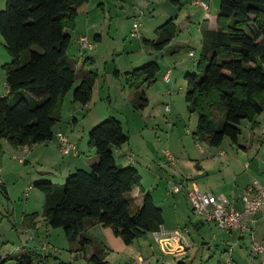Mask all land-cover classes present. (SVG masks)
<instances>
[{
    "label": "trees",
    "instance_id": "obj_1",
    "mask_svg": "<svg viewBox=\"0 0 264 264\" xmlns=\"http://www.w3.org/2000/svg\"><path fill=\"white\" fill-rule=\"evenodd\" d=\"M90 0H6L0 11V34L11 62L4 65L9 93L0 98V140L32 147L53 141L61 107L76 83L77 73L67 53L80 8ZM180 3L181 0H173ZM216 31H204L201 73L187 74L186 102L198 115L196 135L219 148L226 138L238 144L243 120L255 129L264 112V0H220ZM178 28L169 19L158 28V39H143L153 50H164ZM160 70L156 62L125 73V83L137 93L136 110H144L147 92ZM97 73H89L73 93L74 102L91 103ZM129 142L122 123L109 118L89 133V145L99 162L90 170L70 174L64 186L38 182L44 193V217L54 229L62 228L70 245L84 248L95 241L82 234L87 223L111 228L127 245L145 238L164 225L163 210L151 193L142 190L144 203L131 211L132 190L140 183L133 166H120L114 148ZM38 214L24 215L22 225L35 227ZM99 245L87 264H109ZM0 264H5L1 262ZM16 264H48L47 257L30 251L16 257ZM175 264H186L184 261Z\"/></svg>",
    "mask_w": 264,
    "mask_h": 264
},
{
    "label": "rangeland",
    "instance_id": "obj_2",
    "mask_svg": "<svg viewBox=\"0 0 264 264\" xmlns=\"http://www.w3.org/2000/svg\"><path fill=\"white\" fill-rule=\"evenodd\" d=\"M194 1L196 0H181L178 4L173 0H142V2L137 3L135 0H92V11H90L92 26L88 27L83 13L80 19L82 23H80L79 28L75 31H67L72 37L67 57L70 64L77 70L78 80L81 79V76L87 75L89 70L98 71L99 68V87L92 106L97 105V112L99 109L105 110L103 103L99 100V96L101 95L104 101L110 100L112 107L110 110L112 116L110 118L123 122L125 133L129 136V142L125 144V148H131L134 152L135 155L132 156V160L134 164L136 163L135 166L144 167L153 178L150 180L147 174L143 172L144 170H141L142 175L145 177V185H153V189H155L156 184L153 183L155 181L153 174L159 177L157 182L161 186L155 193L154 199L156 205L163 210L164 226L172 230L187 227L190 232L189 239L193 246L182 260L186 264H219V260L221 264H225L224 259L228 258V256L221 259L223 249L227 247V250H229V247H232L234 243L230 239V242H228L227 239L230 238V235L221 232L214 223L203 222L204 226L199 228L197 225L202 222V219L192 211V206L189 201L187 202L181 191H173L170 183L171 178L168 173L154 166L152 162V159L154 160L155 158L156 162H158L159 156H162L163 150L170 144V141H173L172 150L174 152L172 155L178 166L182 163L187 165V154H197L205 146L203 142L195 139L196 136L189 135V132L187 133L188 130L192 131L193 128L189 122V105L185 100L187 92L185 75H199L201 73L197 67L193 66V61L199 59L203 53L199 43V29L200 24L203 23L201 13H203L204 9L198 4L199 7L196 4L194 5ZM198 1L205 2L211 12H216L220 8V0ZM2 2L4 3V0ZM190 10L192 11L189 12ZM189 13L192 15L191 21L188 19ZM171 18L174 19V23L178 28L173 50L177 48L180 42L175 58L172 57L173 53H175L171 50L172 45L169 46L170 49L166 47L163 51H156L143 41V39H158V28ZM135 22L142 24V40L131 36L132 25ZM84 36H87L93 44V50L87 55L98 59V67L90 68V65L83 66L80 64L77 66L76 64L81 59L79 56V42L80 38ZM98 36H101V39L98 40ZM190 51L195 55V58L189 56ZM152 62H156L159 65L160 71L156 77V84L150 91L149 98L147 97L150 101L149 105L144 110L135 111L133 102L138 99L136 91L126 85L124 75H121L120 78L114 76V70L118 69L122 72L132 71ZM169 69L171 70L172 83L167 84L162 80V77ZM3 76L4 73L0 70V78H3ZM78 83H75L74 89L79 85ZM101 86H104L103 92H101ZM180 87L182 88L181 90H179ZM170 89L174 90L172 96L166 93ZM66 100L69 104L73 102V91L67 95ZM107 103H105L106 108L109 107V103ZM166 106H170V113L166 111ZM122 107H125L124 111L119 110ZM92 113L94 114V111ZM70 115L71 112L66 109L64 117L54 128V132L62 129V134L68 136L71 131H74L75 136L79 137L83 135L82 128L88 129L86 125H92V122H88L92 115L86 121H82L81 116H78V126L72 123ZM250 124L253 125L249 120L242 121L240 125L242 134L239 137V144H235L229 138H226L220 150L227 153L230 152L231 155L238 153L237 158L240 157L241 159L239 162L243 164L250 163L251 168L258 166L260 169L257 174L259 183L264 186V149L260 154L262 163L257 161L256 165L255 162H252L258 151L256 144L263 142V135L254 139V148L250 149L249 153L241 148V146H246L253 138ZM91 127L94 126L92 125ZM142 129H146L144 134L150 138V142L145 144L141 141ZM197 142L200 145V149L196 147ZM184 144L186 145L185 151ZM77 150L78 152L80 151L79 149ZM84 153L80 154L82 158L91 157L88 151ZM57 156L60 159L63 157L59 152H57ZM22 157L21 153L10 152L7 153L4 160L0 159V257L5 260L11 256V258L4 261L5 264H16V257L25 254L26 250L32 249L36 244L35 238L33 240L31 235L24 233L21 225V216L24 213L37 212L41 215V223L48 224L44 217L45 195L34 187L33 182L39 173L43 171L39 168V164H20L19 159ZM67 158L64 159V163ZM121 165L123 164L121 163ZM187 166L189 167V165ZM227 168L225 169V175L228 177L232 174V171L230 169L228 171ZM44 171H47V169H44ZM216 173L217 175L211 177V180L219 177L218 168ZM55 181H57L55 183L60 181V185H64L62 183L63 180L58 179ZM43 182L50 181L44 180ZM30 185L33 186V189L28 192L27 197L25 195ZM135 209L136 207L133 204L131 211ZM50 230L56 231L52 234V242L44 244L47 249L49 248L48 251L51 254L48 259L49 264H87L88 259L85 258V253L95 252L100 244L108 250L105 259L109 264H135L129 257L134 255V250L130 251L127 249V245L121 238L113 234L111 228H106L105 230L102 227H98L99 233H97L96 237L100 238H94L95 244L84 248L78 242L70 245L62 228L54 229L51 227ZM100 230L104 233L101 234ZM90 235L89 237L91 238L92 236ZM138 241L137 243L145 247L143 255H147L150 250L160 254L161 250L153 240L152 233H148L147 237ZM23 247L25 249L20 252ZM137 252L142 254L138 246ZM170 259L172 257L166 258L167 261Z\"/></svg>",
    "mask_w": 264,
    "mask_h": 264
},
{
    "label": "crops",
    "instance_id": "obj_3",
    "mask_svg": "<svg viewBox=\"0 0 264 264\" xmlns=\"http://www.w3.org/2000/svg\"><path fill=\"white\" fill-rule=\"evenodd\" d=\"M135 2L136 3L142 2V0H135ZM196 2H198V0L194 1L193 4L195 5ZM5 7H6V0H4V3L2 2V0H0V11L4 10ZM90 11H92V0H91V2L86 3L85 5H83L80 8L79 15L76 19L75 30L78 29L79 25H81L80 23H82V20L80 21V19H81V15L83 13H84L83 15L86 18V22L88 24V27L92 26V23H91L92 21L90 20V16H91ZM191 11L192 10H190L189 12H191ZM201 15H202L201 19L203 20V23L200 24V29H199L200 30L199 31L200 41H199V43H200L201 48L203 50V33H204V31H216L217 30V28H218L217 27V19H218V15H219V10L216 12H211L210 8H209L208 10H204L203 13H201ZM188 19L191 21V19H192L191 13L188 14ZM185 25H187V23H185ZM97 39L98 40L101 39V36H98ZM142 39H143V37H142ZM175 40H176V38L167 46L170 49L169 46L172 45L171 50L173 52H175V53H173L174 54L172 56L173 58H175V55L178 52L177 50L179 49L178 47L180 46L179 45L180 42H179L177 48L173 50V47L175 45L174 44ZM79 46H80V42H79ZM171 50H169V51H171ZM89 52H86L84 55L81 56L80 47H79V56L81 57V59H80L79 63H76L77 66L82 64L83 66L90 65V68L98 67V59L94 56H88L87 54ZM190 53H192V51L189 52V56H191ZM193 58H195V55L193 56ZM200 58L197 59L196 61L195 60L193 61V66L198 68V63L200 61ZM10 62H11V57L9 56V54L6 51V48L4 45V40L0 34V70H1V72L4 73L3 78H0V83L2 84L0 86V98L5 97L9 93L7 83H6V72L3 69V67H4V65L9 64ZM75 70H76V68H75ZM91 72L92 73L96 72L98 75L96 83H95L94 93H93V98H92L91 103L84 106L80 103L74 102V99H73V102L72 103L70 102L71 104H69L66 100V97L71 91H73V93H74V90H75L74 88H73L74 90L72 89L69 93L66 94V96L63 100V103H62L61 119L64 117L66 109H68V111L71 112L70 116L72 119V123L76 126L79 125V123H78L79 121L77 120L78 116H81L82 121H86L92 115L91 118L88 120V122H92L91 124L94 127L97 126L98 124H100V122L105 121L112 116L110 113V110L112 109L111 104H110V100L104 101V99H102L101 95L99 96V100L101 101V103H103V107H105V110L99 109L97 112L96 111L97 105L92 106L94 101H95L96 91L99 87V82H98L99 68H98V71L97 70H94V71L89 70L87 75ZM127 72H131V71L122 72L118 69H115L113 74H114V76L120 78L121 75H124V77H125V73H127ZM76 73H77V70H76ZM169 73L171 76V70L170 69L167 70V72L163 75L162 80L164 82H165L164 77ZM87 75H85L83 77L81 76L80 80H78L76 77V83L79 82L78 84H80L82 79L84 77H86ZM171 80H172V78H171ZM155 84H156V80L153 83V85L149 88V90L147 92V97L149 96V93L153 89ZM167 84H170V83H167ZM101 88H102L101 92H103L104 86H101ZM181 89L182 88L180 87L179 90H181ZM173 94H174V90L171 92V94L169 96H172ZM148 101H149V99H148ZM105 103H107L109 105V107L106 108ZM124 109H125V107H122L119 110L124 111ZM133 109L136 111L134 104H133ZM93 111H94V114L92 113ZM189 114H190L189 122L191 123L193 130L192 131L188 130L187 133L189 132L188 133L189 135L196 136L195 139H197V141L203 142L205 144V146L202 147L200 152L197 154H193V155H191L189 153L187 154V160L186 161H187V165H189V167H190L189 168L184 163H182L179 166L177 165V161L175 160V158L172 155L174 152L172 150V147H173L172 142L173 141H170V144H168L167 147L163 150L162 156H159L158 162H156V158L154 160L152 159L154 166H156L159 169L168 173V176L171 178L170 183L171 182H178V183L179 182L180 183L185 182L186 183L187 191L175 189V188H173L172 184H171V188L173 189L174 192L181 191V193L185 196V199L187 200V202L189 201L187 192L196 188L202 193H209L210 192L216 196L225 195L227 197L234 198L236 208L241 211L243 209L242 197L245 194L247 187L252 185L255 181L259 182V179L257 176V174L260 171L259 167L253 166V168H251L250 163L243 164V163L239 162V160H241V159H240V157L237 158L238 153L237 154L234 153V155H231L230 152L227 153L225 151L220 150V148L224 145L225 140L223 142V145L219 148L209 146L208 143H206L203 139H200L196 135V132L198 129V121H199L198 115L196 113H189ZM255 122H256V126H257L255 129H252V125L250 124V128L252 130V135H253L252 140L250 142H248V144L246 146H241V148L244 149L247 153H249L250 149L252 150L254 148V139L256 137H261L260 135H263L262 139H264V113L257 116L255 119ZM121 123L123 125V122H121ZM92 125H86L88 129L82 128L83 135H80L79 137L75 136L74 131H71L70 135L68 134L67 137L69 138L71 143L75 146L76 150L77 149L80 150L79 152L77 150V154H71L69 156H65L61 152V150L59 149V147H58V144H59L58 134L63 133V131H61L62 130L61 129L59 131L54 132L55 134L56 133L57 134L54 137L53 141L36 144L32 147L25 146V147H20L18 149H15L10 145V143L6 139H1L0 140V159L4 160L5 157L7 156V153H10V152L21 153L23 155V157L19 159L20 164H23V165H31L33 163L39 164L40 165L39 168L43 171L42 173H39L38 177H36L35 181H33L34 187H35L36 183L43 182L44 180H49L50 182H52L54 184H57L59 186H64V185H60V183H61L60 181H59V183H55V182H57L55 180H58V179L63 180L62 183L65 184L67 177L70 174H72L73 172H75L79 169L90 170L93 165H95L99 162V157H98L97 153L94 154L96 152V150L94 148L90 147V145H89V133L94 128V127H91ZM123 128H124V125H123ZM145 131H146V129L141 130V134H142L141 135V141L143 142V144L150 142V138L144 134ZM185 133H186V131H185ZM57 142H58V144H57ZM238 144H239V140H238ZM256 145H257L256 148L258 151L256 152L255 158L252 162H255L257 165V161H258V163H262V161H260V160H262L260 157V154H261V151L264 149V140L261 144H256ZM196 147L198 149H200V145L198 142L196 144ZM168 148H170V149H168ZM185 150H186V145L184 144V151ZM85 151H88L89 156H91L90 158H82L80 156V154H85L84 153ZM57 152L61 153V156H63L61 159L59 156H57ZM169 154L174 158V160H175L174 164H172L170 162L169 157H168ZM114 155H115L117 163L120 166H122V167L133 166L137 169L141 179H140L139 185L132 190L131 197H132V205L134 204L136 209L141 208L143 206V203H144V195L142 193V190L149 191L151 193L153 199H154L155 193L160 189V186H161L157 182L159 180V177L156 176V174H153L155 177V181L153 183L156 184L155 189H153L154 188L153 185H147L146 186L144 183L145 177L142 175L141 170H144L143 172H145L147 174V177L150 180L153 178L149 175L148 171H146V169H144V167H142V166L138 167L139 165H137V167L135 166L136 163L134 164V162L132 160V156L135 154L131 148L130 149L128 147L125 148V144L122 145L120 148H114ZM180 155L183 156L182 153H180ZM66 157H68V158H67L66 162L64 163V159ZM14 158H16V157H14ZM121 163L123 165H121ZM165 163H167V164H165ZM3 165H5V164H3ZM166 167H167V169H166ZM226 167H228L227 168L228 171H229V169L232 171V174L229 175L228 177H227V175H225L226 174V172H225ZM217 168L219 171V177L211 180V177L217 175V173H216ZM44 169H47V171H44ZM61 169H63V170H61ZM59 170H60V172H58ZM40 174H42V175H40ZM175 178H177V179H175ZM168 183H169V181H168ZM30 187H31V189H30V191H31L33 189V186L30 185L28 188H30ZM28 192L29 191L27 190V192H26L27 197H28ZM154 201H155V199H154ZM45 203H46V199H45ZM32 214H38V218L33 223V224H35V227H32V228L24 227L22 225L23 216L24 215H32ZM40 217H41V215L37 212L31 213V214L24 213L21 216V225L23 227L24 233L31 235L33 240H34V238L36 239V244L33 246L32 249L26 250L27 251L26 253H28L30 251H36L38 249H39L38 252L41 253V249L42 248L47 249V247L45 245L48 244L49 242H52V234H54V231H56V230H50L51 226L49 224L41 223ZM200 218L202 219V222H200L197 225L199 228L204 226V223H207V222H205V220L202 217H200ZM255 220H256V224H255V237L254 238L256 241L264 243V211H262L261 213H258L255 216ZM46 223H47V221H46ZM162 226L164 228H166L164 225H162ZM98 227H101V226L92 225V224L88 223L87 226L85 227V231L83 232L82 235L86 238H90L89 235L91 234L90 236H92L91 237L92 240L94 238L98 239V238H100V237H96L97 233H99V230H97ZM104 229L106 230V228H104ZM178 229H181V228H178ZM167 230H172V229H167ZM219 230L223 233H226L227 235H230V238L227 239L228 242H230V240H233V242H234L232 244L233 246L229 247V248L233 249V251L231 253L229 252V250H227V247H224V249H223L221 259L222 258L224 259L225 256H228V258L224 259L225 264H234V263L261 264V258L260 257H258L256 260H253L251 258V247H252V243H253V238L248 232H237V231L228 232V231H224L221 229H219ZM100 233L103 234L104 232H102L100 230ZM189 233L190 232L188 229V232L185 233V239L189 243V248L187 249V251L184 255L170 256V255L163 254L161 251H160V254H157L151 250L147 253V255H143L144 254L143 250L145 249V247H142L141 244L137 243L139 241H136L133 245L127 246V249H129L130 251L134 250V255H130L129 257H130L131 261H133L135 264L141 260H142V264H175L176 262L184 261V260H182V258L188 254V251L193 246V243L189 239L190 238ZM152 236H153V233H152ZM153 240H154V238H153ZM37 246H38V249H37ZM137 246L139 247V251L142 252V254L137 252ZM234 246L236 247V249ZM24 249H25V247H23V249H20L21 250L20 252H22ZM107 251L108 250H106V252ZM93 254H94V251H92L91 253H85V258L89 259ZM50 255L51 254L49 253V251H47V253L45 254V256L47 257V263L48 264H49L48 259H49ZM168 257L169 258L172 257V259L174 261L172 259L167 261L166 258H168ZM9 258H11V256ZM9 258H7V259H9ZM7 259H5V260H7ZM5 260H2V257H0V263L4 262ZM218 262H219V264H221L220 260Z\"/></svg>",
    "mask_w": 264,
    "mask_h": 264
},
{
    "label": "built area",
    "instance_id": "obj_4",
    "mask_svg": "<svg viewBox=\"0 0 264 264\" xmlns=\"http://www.w3.org/2000/svg\"><path fill=\"white\" fill-rule=\"evenodd\" d=\"M196 4L200 5L204 10H208V5L203 1H198ZM142 24L135 22L132 25L131 36L133 38L142 40L141 34ZM93 50V44L87 36L80 38V54L84 55L86 52ZM191 57L194 56L190 53ZM165 82L171 83L170 73L164 77ZM172 90H168L170 95ZM166 111L171 112L170 106H166ZM59 149L65 156L77 154L75 146L71 143L69 138L63 134H58ZM169 160L172 164L175 163L174 158L169 154ZM173 188L187 191L185 182H171ZM31 187L28 188L30 191ZM189 202L193 211L202 217L207 223H214L219 229L228 232H248L252 238L253 243L251 247V258L256 260L261 258V264H264V243L255 240V216L264 211V187L259 182L255 181L252 185L247 187L245 194L242 197L243 209L240 211L236 208L235 199L225 195L216 196L213 193H202L194 188L187 192ZM27 196V193L26 195ZM188 232L187 227L176 230H167L161 226L157 231L153 232V238L158 244L161 252L165 255L180 256L184 255L189 248V243L185 239V233ZM32 238V236H31ZM48 249L42 248L41 255L46 257ZM232 248L229 249L231 253ZM141 260V259H140ZM136 264H142V260Z\"/></svg>",
    "mask_w": 264,
    "mask_h": 264
}]
</instances>
